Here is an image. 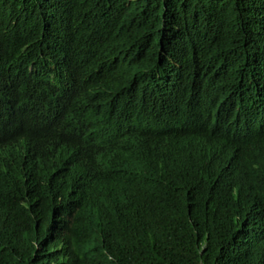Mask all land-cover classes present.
<instances>
[{"label":"trees","instance_id":"obj_1","mask_svg":"<svg viewBox=\"0 0 264 264\" xmlns=\"http://www.w3.org/2000/svg\"><path fill=\"white\" fill-rule=\"evenodd\" d=\"M198 139L264 142V0H0V264H264L263 191L161 162Z\"/></svg>","mask_w":264,"mask_h":264},{"label":"clouds","instance_id":"obj_2","mask_svg":"<svg viewBox=\"0 0 264 264\" xmlns=\"http://www.w3.org/2000/svg\"><path fill=\"white\" fill-rule=\"evenodd\" d=\"M159 152L161 162L165 164L167 171L182 182L203 184L216 192H221L224 185L241 181L264 192V142L246 147L220 169L216 152L209 140L198 139L186 147L169 152H164L160 148ZM117 159H108L107 165ZM38 243V240H35L33 246L36 248ZM28 261L30 262L29 259Z\"/></svg>","mask_w":264,"mask_h":264}]
</instances>
